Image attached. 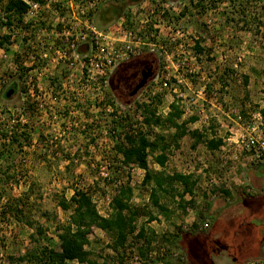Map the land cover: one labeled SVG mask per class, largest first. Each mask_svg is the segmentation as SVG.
Segmentation results:
<instances>
[{"label":"rangeland","instance_id":"1","mask_svg":"<svg viewBox=\"0 0 264 264\" xmlns=\"http://www.w3.org/2000/svg\"><path fill=\"white\" fill-rule=\"evenodd\" d=\"M7 1L0 0V264H28L17 257L34 247L31 235L37 238L38 228L43 231L40 245L59 250L56 227L68 220L70 211L59 208L58 199L85 191L107 216L120 184L132 189L130 205L139 211L136 231L143 228L149 238L151 232L155 237L145 261L169 256L186 264L174 243L183 232L212 246L209 264L263 263L258 239L263 233L245 228L238 203L241 196L253 199L260 192L256 186L264 177H254L253 171L262 165L237 142L251 115L264 105V0H141L135 5L127 0L124 16L102 31L106 41L115 38L132 48L117 65L137 56L154 60L153 76L130 97L110 88L113 72L106 82L87 83L79 61L71 64L53 53L51 32L58 17L68 16L58 4L44 2L40 15L24 23L11 13L6 18ZM89 11L92 22L95 13ZM140 79L136 73L134 86ZM13 84L16 93L5 98ZM173 101L183 110L179 123L191 119L187 131L198 130L205 135L202 140L187 134L174 143V129L144 123L142 105H151L163 122ZM126 132L164 137L169 146L163 171L196 180L193 196L186 195L183 203L160 197L167 216L150 204L149 187L141 185L144 171L121 164L115 146ZM210 138L220 140L213 151L205 144ZM148 169L161 170L151 157ZM221 190L231 196L225 200ZM210 200L218 211L213 221L203 216ZM16 209L22 212L17 217ZM89 241L93 258L115 261L109 233L94 229ZM143 247L132 235L121 255Z\"/></svg>","mask_w":264,"mask_h":264},{"label":"trees","instance_id":"2","mask_svg":"<svg viewBox=\"0 0 264 264\" xmlns=\"http://www.w3.org/2000/svg\"><path fill=\"white\" fill-rule=\"evenodd\" d=\"M128 6L130 4L127 0H106L96 10L92 24L98 30H105L124 16L125 9ZM3 8L8 20L10 19L8 14L11 13L17 16L20 21L27 11V5L21 0H8ZM2 44V41H0V46ZM195 49L201 52L198 45L195 46ZM153 62L154 60L148 59L147 56H137L133 60L117 65L112 71V78L109 81L110 88L115 93L130 97V92L136 86H134L136 73L141 74L144 69L151 67ZM15 89L13 84L9 90H13V93H16ZM6 93L4 94L5 98ZM113 96L118 98L115 94ZM141 108L145 114L143 121L147 126L162 124L168 129L175 130L173 134L174 143L177 139L187 134L196 137V142L205 137L198 130L187 131L186 124L191 122V119L179 123L183 116V110L175 101L170 104L169 112L163 122H160V119L155 116L151 105L144 104ZM122 139L121 143H117L115 146V150L122 157L121 164L125 166L135 165L144 171L141 185L149 187V202L156 210L166 216L168 215L167 207L160 203L162 195H168L172 198L177 197L178 204L185 202L184 198L186 195L193 196L196 180L191 175L178 172L166 173L163 171L168 161L166 150L169 146L164 137L157 136L151 139L145 133L131 135L126 132L123 134ZM205 144L208 150L213 151L218 148L220 140L210 138L205 141ZM149 157L161 168L160 171H149ZM176 186H179L181 191H177ZM221 192L222 198L225 200L231 196L228 190H221ZM131 197V187L120 184L109 202L110 212L107 216H102L97 211L92 197L85 191L76 190L69 199L61 197L57 201L58 207L64 211H70V213L68 220L65 223L58 224L56 227L59 250L40 245V238L38 237L43 236V231L38 228L36 229L38 237L35 238L34 235H31L34 247L27 249L24 255L17 257V260L19 262L26 261L28 264H66L70 261H76L79 264H118L117 257L120 255L119 262L123 263L121 254L126 249V243L132 235L144 243V247L139 250L138 254L143 258L146 257L148 246L152 242L151 239L155 237H153L151 232L149 233L150 239L143 228L136 231L135 221L139 216V211L130 205ZM190 202H192V199H189L187 204ZM211 202L213 201L210 200L206 203L203 216L204 219L213 221L218 211H213V203ZM182 207L183 209L185 208L184 206ZM15 213L16 217L22 214L21 210L17 209ZM148 219L152 221L153 217ZM94 229L110 234L112 238L110 248L117 256L115 261H110L107 258H93V253L88 247L90 244L89 236L92 235ZM194 236L180 232L174 240L175 246L183 252L186 264H209L212 255V251L209 249H212V246H209L205 238L198 235ZM121 251L123 252L121 253ZM162 260L164 264H177V261L172 260L169 256L164 257ZM261 264H264V262Z\"/></svg>","mask_w":264,"mask_h":264},{"label":"built area","instance_id":"3","mask_svg":"<svg viewBox=\"0 0 264 264\" xmlns=\"http://www.w3.org/2000/svg\"><path fill=\"white\" fill-rule=\"evenodd\" d=\"M27 5V11L22 17L24 23L35 19L44 8V2L59 5L65 14L58 17L53 33L52 50L58 54L60 60H68L73 64L80 62L81 78L87 83L106 82L107 75L117 66V61L126 60L133 53L129 42L109 38L106 41V32L96 29L89 19L99 5L106 0H21ZM76 2H78L76 4ZM89 7V8H87ZM89 9V10H87ZM112 28V27H111ZM123 44L118 49L117 44ZM85 46L84 53L79 48ZM47 55L44 54L43 58ZM240 117H238V120ZM238 147L242 152L248 153L254 163L264 165V105L259 106L252 115L244 133L238 138ZM162 255V253H161ZM163 258L155 263L145 261L138 253H126L122 264H164Z\"/></svg>","mask_w":264,"mask_h":264},{"label":"crops","instance_id":"4","mask_svg":"<svg viewBox=\"0 0 264 264\" xmlns=\"http://www.w3.org/2000/svg\"><path fill=\"white\" fill-rule=\"evenodd\" d=\"M253 175L254 177H264V165H262L260 168L256 169L255 171H253ZM264 179V178H263ZM256 192L258 193L259 190L260 192L255 195V197L253 199H249L248 197H244L241 196L239 198L238 203L240 204V211L239 214L244 213V215H242V219H243V224H245V228L246 229H250L253 233L256 234V230L258 229V231L260 230L261 233H263L264 236V226L260 227H254V225H251V221L261 224H264V183H261L259 185L256 186ZM262 190V192H261ZM251 204H253L255 206V208L252 210L250 208ZM256 205H258V207H256ZM241 212V213H240ZM250 212V216H245V213ZM259 242H263V244L261 243L259 248L260 250H264V238H262L260 236ZM257 239V240H258ZM70 262H74V261H70ZM76 262V261H75Z\"/></svg>","mask_w":264,"mask_h":264},{"label":"water","instance_id":"5","mask_svg":"<svg viewBox=\"0 0 264 264\" xmlns=\"http://www.w3.org/2000/svg\"><path fill=\"white\" fill-rule=\"evenodd\" d=\"M141 0H129L130 4L132 5H135V4H138ZM86 47L85 46H82L79 48V52L80 53H84ZM153 76V71L152 69L149 67V68H146L144 69L142 72H141V79L140 81L138 82V84L134 87V89L130 92V96H134L136 95V93L141 90L145 85L146 83L148 82V79L150 77ZM13 93V90H8L7 93H6V98H9Z\"/></svg>","mask_w":264,"mask_h":264}]
</instances>
